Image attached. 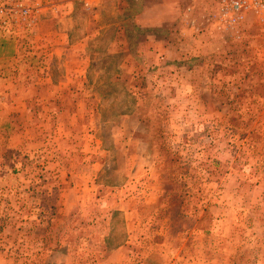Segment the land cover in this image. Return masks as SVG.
I'll return each mask as SVG.
<instances>
[{"label":"rangeland","instance_id":"1","mask_svg":"<svg viewBox=\"0 0 264 264\" xmlns=\"http://www.w3.org/2000/svg\"><path fill=\"white\" fill-rule=\"evenodd\" d=\"M18 2L27 19L0 13V264H264V24L122 0L87 40L82 6Z\"/></svg>","mask_w":264,"mask_h":264},{"label":"built area","instance_id":"2","mask_svg":"<svg viewBox=\"0 0 264 264\" xmlns=\"http://www.w3.org/2000/svg\"><path fill=\"white\" fill-rule=\"evenodd\" d=\"M214 2L217 9L216 14L212 16L223 27L233 29L251 17L264 24V0H214ZM30 12L18 0H10L0 7L1 14L20 13L25 19L29 17Z\"/></svg>","mask_w":264,"mask_h":264},{"label":"crops","instance_id":"3","mask_svg":"<svg viewBox=\"0 0 264 264\" xmlns=\"http://www.w3.org/2000/svg\"><path fill=\"white\" fill-rule=\"evenodd\" d=\"M122 0H61V4L67 6V4L71 7L75 6H82L84 8L85 14V21L87 22L86 29L83 32V36L88 39H94L99 36H103L104 30L107 29L105 25L106 18L104 14L108 11L112 10L115 13H120L118 7L121 5ZM54 3L52 4V11L55 15L59 14V17H63L66 13L62 12L61 4ZM67 3V4H66ZM110 4V9L108 5ZM60 5V6H59ZM123 5V3H122ZM150 7L145 8L139 15L138 22L141 26H146L150 23L151 20H146L144 14L147 13V10ZM60 11V12H59ZM122 14V12H121ZM184 17V16H183ZM117 19V18H116Z\"/></svg>","mask_w":264,"mask_h":264}]
</instances>
